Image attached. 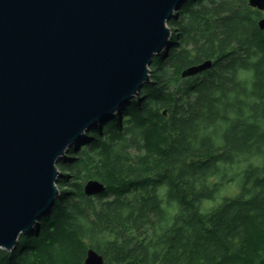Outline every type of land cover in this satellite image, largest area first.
Instances as JSON below:
<instances>
[{
    "label": "trees",
    "instance_id": "trees-1",
    "mask_svg": "<svg viewBox=\"0 0 264 264\" xmlns=\"http://www.w3.org/2000/svg\"><path fill=\"white\" fill-rule=\"evenodd\" d=\"M256 20L249 0L183 2L151 81L59 159L58 197L14 250L0 249V264H84L90 247L105 264H264ZM209 59V70L182 76ZM92 179L103 193H85Z\"/></svg>",
    "mask_w": 264,
    "mask_h": 264
},
{
    "label": "water",
    "instance_id": "water-1",
    "mask_svg": "<svg viewBox=\"0 0 264 264\" xmlns=\"http://www.w3.org/2000/svg\"><path fill=\"white\" fill-rule=\"evenodd\" d=\"M185 1L0 0V249L14 250L54 204L66 151L140 96ZM249 5L264 10V0ZM104 191L85 185L88 196ZM84 264L105 258L90 247Z\"/></svg>",
    "mask_w": 264,
    "mask_h": 264
},
{
    "label": "rangeland",
    "instance_id": "rangeland-1",
    "mask_svg": "<svg viewBox=\"0 0 264 264\" xmlns=\"http://www.w3.org/2000/svg\"><path fill=\"white\" fill-rule=\"evenodd\" d=\"M237 182H239L238 179H237ZM236 190H237V186H236V184L226 185L225 189H224L222 192H220V193L218 194V196L221 197L223 194H225V192H226V193H227V192L232 193V192H236ZM218 201H219V198H217V200H215V201L208 202V203L206 204V206L210 207V206L214 205V204H215L216 202H218Z\"/></svg>",
    "mask_w": 264,
    "mask_h": 264
},
{
    "label": "flooded vegetation",
    "instance_id": "flooded-vegetation-1",
    "mask_svg": "<svg viewBox=\"0 0 264 264\" xmlns=\"http://www.w3.org/2000/svg\"><path fill=\"white\" fill-rule=\"evenodd\" d=\"M252 8H253L254 12L256 13V16H257L256 21H257V24L259 26L260 20L264 18V10H260L258 7H252ZM259 28H260V26H259ZM260 30L262 31V33L264 35V30H262L261 28H260Z\"/></svg>",
    "mask_w": 264,
    "mask_h": 264
}]
</instances>
